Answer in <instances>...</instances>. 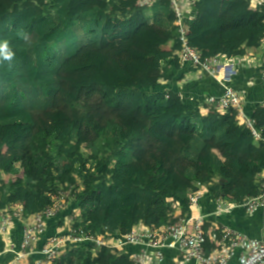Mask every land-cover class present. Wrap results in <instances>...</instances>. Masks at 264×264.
Returning a JSON list of instances; mask_svg holds the SVG:
<instances>
[{
	"label": "trees",
	"instance_id": "obj_1",
	"mask_svg": "<svg viewBox=\"0 0 264 264\" xmlns=\"http://www.w3.org/2000/svg\"><path fill=\"white\" fill-rule=\"evenodd\" d=\"M138 2L0 0V42L7 40L15 53L11 67L0 61V158L23 131L33 133L20 159L23 176L0 180L1 209L21 202L24 216L41 212L60 185L79 188L76 174L84 172L83 190L71 206L82 208L84 224L94 233L118 235L139 223L166 225L172 201H179L185 213L197 184L209 188V198L239 205L261 193L257 177L264 171V142L238 123L236 112L202 114L175 90L157 91V79L143 73L145 66L159 67L168 59L180 70L175 53L181 42L170 0L141 8ZM151 21L169 31L172 53L139 58L108 38L112 25L120 24L118 37L126 43L147 33ZM188 25L189 44L203 58L245 56L264 40V5L196 0ZM94 91L107 95L113 106L154 121L146 134L142 123L126 132L119 124L104 128L92 156L106 154L97 161L99 174L87 168L77 144L79 128L70 120L71 105ZM253 118L264 136V106ZM2 169L19 173L14 162ZM93 250L90 245L69 250L53 264H134L127 250L101 248L96 255Z\"/></svg>",
	"mask_w": 264,
	"mask_h": 264
},
{
	"label": "built area",
	"instance_id": "obj_2",
	"mask_svg": "<svg viewBox=\"0 0 264 264\" xmlns=\"http://www.w3.org/2000/svg\"><path fill=\"white\" fill-rule=\"evenodd\" d=\"M155 1L139 0L137 7L152 6ZM187 3L194 1L187 0ZM170 4L176 18V36L181 42V49L177 51L180 61L191 63L220 87V93L208 92L204 95L203 109L207 114L222 115L229 110L235 111L238 123L246 126L257 142H264L263 133L257 129L253 118V113L258 106H264V101L255 102L251 110L247 109V98L252 88L250 84L264 88V67L259 83L248 80V87H239L240 71L231 68L232 73L228 74L234 63L240 64L234 60L238 57L217 55L203 58L202 52L189 44V17L184 11L183 0H170ZM259 183L261 193L247 198L241 205L223 198L211 199L209 191H203L207 186L197 184V189L188 194L185 213L181 210L176 214L175 206L178 205L170 199L175 214L170 211L172 219L166 225L157 228L139 223L129 233L118 235L109 232L96 234L87 228L89 224H84L81 208L71 206L78 188L60 185L52 195V203L41 212L26 217L21 202L0 208V264H12L24 258L28 264H53L67 251L86 245L94 248L95 255L101 248L118 252L127 250L134 264H171L172 258L168 256L171 252H176L177 263L264 264V237L255 239L235 230L223 228L218 231L207 226L208 216L223 213L234 206L243 208L247 213L264 207V180ZM203 196L207 198V209L202 206ZM50 226L54 227L53 233L48 235ZM207 245L214 247L208 251ZM128 248L134 249L129 251ZM32 257H36L34 262ZM6 258L10 259L6 261Z\"/></svg>",
	"mask_w": 264,
	"mask_h": 264
},
{
	"label": "crops",
	"instance_id": "obj_3",
	"mask_svg": "<svg viewBox=\"0 0 264 264\" xmlns=\"http://www.w3.org/2000/svg\"><path fill=\"white\" fill-rule=\"evenodd\" d=\"M194 3H187V0H183V8L186 14L188 15L189 19L194 17L195 12V3L196 0H192ZM259 2H261V5H264V0H251V6L253 8H256L259 6ZM152 21L150 22V24ZM149 25V23H148ZM154 25V24H152ZM152 25H149L147 30L149 32H153ZM156 26V25H155ZM159 28V27H158ZM143 34V33H140ZM133 39V38H132ZM132 39H129L124 45H132ZM135 40V39H134ZM151 42H145L147 47L144 45H141L142 52L145 53L146 50L149 49V47L153 48H160L159 51H164V53H172L173 52V41L170 40L166 43L157 41V39H154L151 37ZM156 44V45H155ZM158 48V49H159ZM177 53V52H176ZM175 53V54H176ZM148 57V56H147ZM234 60H238L240 62L239 65H236L234 63L233 67L241 73V79H239V83L237 84L239 87L245 88L249 86L248 80H252L253 82L259 83L260 76H261V70L262 67H264V40L259 48H254L248 51V53L245 56H239L238 58H234ZM172 59L163 60L160 61L159 67H151V66H145V68H149V74H146V77H154L152 76L154 73V70L157 71V77H155L158 81V86L156 87L157 91L164 92L167 90H175L182 100H184L187 103H194L198 106V108L201 110L202 114H207L203 108L205 105L203 104V97L206 93L211 92L214 94L220 93V87L218 84L212 80L208 75L203 73L200 69L194 67L191 63L188 62H181L179 59V64L181 66L180 70H175L173 66ZM205 74V75H204ZM228 74L229 69H228ZM155 75V74H154ZM228 75V77H229ZM171 76H173L171 78ZM175 83V84H174ZM174 86H171L173 85ZM254 83H251L250 85L252 88H250L249 96L247 98V109L251 110V107L254 105L255 102L258 101H264V88H262L260 85L255 86ZM172 87V88H171ZM202 107V109H201ZM257 180L259 182L264 180V171L260 173L257 177ZM203 191L208 193L209 188L204 187ZM206 197V196H205ZM203 196V204L202 206L206 209L207 206V198ZM178 206L176 207V214H179L182 210V205L179 201L175 202ZM228 203V202H227ZM232 204V203H229ZM215 207H213V210ZM264 208V207H262ZM262 208H260L258 211L254 212L257 214ZM206 212V211H205ZM239 212V215L236 220L233 221V218L231 217L232 213L236 214ZM230 213V214H229ZM254 213H247L245 210L241 207L234 206L230 210H227L223 213L218 214H212L207 217V226L212 227V229L215 230H221L223 228L235 230L238 231L247 237L255 238V239H261L264 237V215L258 216V222L254 220V217H248V214H254ZM227 214H229L227 216ZM224 218H229L230 220L225 221ZM253 218V219H252ZM217 231V232H218ZM169 259L172 258L171 264H186V263H177L176 262V252L169 253ZM176 262V263H175ZM187 264H195V263H187Z\"/></svg>",
	"mask_w": 264,
	"mask_h": 264
},
{
	"label": "rangeland",
	"instance_id": "obj_4",
	"mask_svg": "<svg viewBox=\"0 0 264 264\" xmlns=\"http://www.w3.org/2000/svg\"><path fill=\"white\" fill-rule=\"evenodd\" d=\"M152 24L154 23L152 22L149 25H152ZM155 25L156 24L152 25L153 27L152 33L149 32L147 30L148 27H146L145 30L147 31V33L136 34L135 37L132 40H130L133 43L130 46L124 45V43H122V40L119 39L118 37L122 31L120 24L112 25L113 34L109 35L108 38L113 42L114 45L119 46L121 49L129 52L133 56L149 59V57H152L153 55L160 53V52H164V51H159L160 50L159 47H158L159 49L149 47V49L146 50L145 53H143L141 50L142 49L141 45H144L145 47H147L148 45H146L145 42L154 43V41L150 40L151 37L154 39H157V38H161L163 40H166L167 38L169 39L168 34H170L169 31L167 30L164 31L162 27H159L157 25L155 26ZM170 40L172 39L170 38L169 41ZM171 66H173V64ZM143 73L149 74V68H145ZM156 75H157V71L154 70V73L152 76H154L155 78L157 77ZM174 84L171 86H174ZM70 116H71L70 117L71 122L74 125L78 126L79 128V139L77 141V144H79V146L81 147V153L83 154V156L86 159H88L87 168H90L91 172H96V174H99L102 171V168H95L97 161L98 159L105 157L106 154L105 153L100 154L98 158L96 159L92 158L93 151H94L93 147L97 144L96 140L101 135V131L104 128H106L108 125L119 124L124 128V131L126 132L132 126L135 125L136 127H138L142 123L144 125V128H142V133L146 134L148 128H151L154 125V121L152 120V118L143 119L140 114L131 112L130 110L124 107L113 106L110 103L108 96L100 91H94L87 95L82 94L80 97V100L76 104L71 105V115ZM136 116L138 118L135 122L134 118ZM32 135H33L32 130H25L19 135V137L13 143L7 145L4 148V151L1 156L2 158H0L1 159L0 160V180L8 182L9 180H15L17 177L23 176L22 169L20 167L21 166L20 159L24 156L25 148L29 144L32 138ZM28 155L29 154H27V156ZM15 158H18V160L14 161ZM11 162H14V165L19 169L18 174L17 173L8 174V173H5V171L2 169V166H8ZM115 162H116V159L113 158L112 164H115ZM84 176H85L84 172H80L76 174V177L78 179V186H79L77 192L78 191L81 192L83 190ZM170 211L171 213L175 214V210L173 209L172 206L170 208ZM229 214H227V216ZM231 215L234 221L237 219L239 212L236 214L232 213ZM260 215H264V208H262L257 214L255 213L248 214V217H254V220L258 222V216ZM224 220L228 221L230 219L224 218ZM12 264H28V260L24 258V259L12 262Z\"/></svg>",
	"mask_w": 264,
	"mask_h": 264
},
{
	"label": "clouds",
	"instance_id": "obj_5",
	"mask_svg": "<svg viewBox=\"0 0 264 264\" xmlns=\"http://www.w3.org/2000/svg\"><path fill=\"white\" fill-rule=\"evenodd\" d=\"M27 37H25L26 39ZM15 53L9 45L7 40L0 42V61L8 62V66L11 67L14 60Z\"/></svg>",
	"mask_w": 264,
	"mask_h": 264
},
{
	"label": "water",
	"instance_id": "obj_6",
	"mask_svg": "<svg viewBox=\"0 0 264 264\" xmlns=\"http://www.w3.org/2000/svg\"><path fill=\"white\" fill-rule=\"evenodd\" d=\"M229 73H232V69L231 68H229Z\"/></svg>",
	"mask_w": 264,
	"mask_h": 264
}]
</instances>
